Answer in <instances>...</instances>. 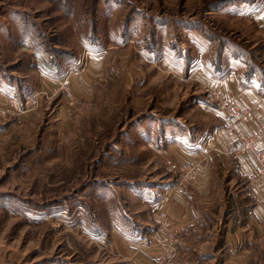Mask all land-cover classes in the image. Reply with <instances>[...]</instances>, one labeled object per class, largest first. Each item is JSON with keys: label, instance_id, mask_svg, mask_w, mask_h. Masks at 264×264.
<instances>
[{"label": "rangeland", "instance_id": "1", "mask_svg": "<svg viewBox=\"0 0 264 264\" xmlns=\"http://www.w3.org/2000/svg\"><path fill=\"white\" fill-rule=\"evenodd\" d=\"M262 11L264 0H0V264H125L139 249L117 242L136 240L161 254L148 264H264V235L226 227L244 186L234 173L217 177L216 214L185 242L159 204L199 172L166 147L196 150L221 126L209 88L228 93L210 75L264 94ZM187 160L198 171L185 182Z\"/></svg>", "mask_w": 264, "mask_h": 264}, {"label": "crops", "instance_id": "2", "mask_svg": "<svg viewBox=\"0 0 264 264\" xmlns=\"http://www.w3.org/2000/svg\"><path fill=\"white\" fill-rule=\"evenodd\" d=\"M257 16L261 25H264V11L258 13ZM210 78L214 79L212 80L213 83H219V86L228 93V98L240 109H244L253 101L262 102L260 110L253 111L246 121L238 125L245 135L255 133L261 127H264V94L257 91L255 84L251 87H243L237 81H233L231 76L229 78L227 76L210 75ZM62 83L52 82L55 88H58ZM42 84L44 85L45 82ZM48 84L50 83L48 82ZM219 125H221L220 122ZM261 147L264 149V144ZM232 149V137L221 126L216 128L196 150L184 147L181 144H171V146L166 147L164 154L167 158L173 159L172 162L187 158H193L199 162V172L190 183L179 189L167 190L159 200V204H161L163 199L169 214L170 227L165 230L166 232H171L175 227H183L180 230H185L182 237L185 242L188 237H191L190 228L206 227L207 217L211 218L216 214L213 208L210 207L209 202L214 199V195H217L215 192L217 177L229 171V174L234 173L235 175L234 180L230 179V181L242 183L244 186L242 191H235L231 194V199H229L231 205L228 211L230 220L227 222L226 227H243L246 242L264 235V180H257L255 187H252L249 179L257 175L258 168L247 155L229 153ZM142 243V240H136L134 243L117 242L123 251L129 246L139 249L138 254L136 253L138 259L127 261L125 264H148L156 261L158 256L161 255L155 249L156 247L144 249ZM117 244H112L110 249H115V252H122ZM179 245L178 247L181 246ZM174 262L175 260H172L170 264H174Z\"/></svg>", "mask_w": 264, "mask_h": 264}, {"label": "built area", "instance_id": "3", "mask_svg": "<svg viewBox=\"0 0 264 264\" xmlns=\"http://www.w3.org/2000/svg\"><path fill=\"white\" fill-rule=\"evenodd\" d=\"M67 82L63 84L61 90L64 97L69 101V106L74 105L75 98L68 90ZM209 96L214 102L216 115L218 116L221 128L231 135L233 141L232 153L238 155H247L253 164L258 168L256 176L250 177L249 181L252 187H255L257 180H264V127L250 135H245L238 127L241 122L247 120L253 111L261 108V101H253L244 109L236 107L231 99L222 93L217 86L209 88ZM183 181L192 179L198 171V165L193 160H187L179 163Z\"/></svg>", "mask_w": 264, "mask_h": 264}]
</instances>
